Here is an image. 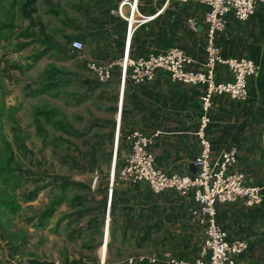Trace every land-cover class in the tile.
I'll return each instance as SVG.
<instances>
[{"label":"crops","instance_id":"0c3cea01","mask_svg":"<svg viewBox=\"0 0 264 264\" xmlns=\"http://www.w3.org/2000/svg\"><path fill=\"white\" fill-rule=\"evenodd\" d=\"M97 1L87 0L83 4L77 29L70 38L71 43L78 40L84 44L81 58H77L78 70L76 65H69L63 74L57 71L66 79L63 83L67 87L63 88L67 90L63 99L66 105L62 107L67 108L68 119L59 103L51 107L50 115L57 130V141L67 137L68 148L74 150L68 153L82 155L74 159L73 168L84 172L74 177L65 192L71 188V198L82 192L92 207L80 217L71 215L73 211L55 218L56 230L51 232V240L57 246L59 258L25 255L18 243L17 228L12 222L4 221L5 215L0 214V264H23L21 259L25 257L56 264H125L127 258L138 256L155 257L154 264H163L161 259L165 253L184 260L198 257L204 228L190 212L195 207L192 200L173 191L156 195L147 184L119 182L116 175L129 155L126 136L132 131L151 138L149 151L156 169L192 174L199 150L195 133L204 87L173 83L165 72L158 71L152 81L139 85L126 82L119 103L120 68H112L106 83H99L86 68L87 62L109 65L119 60L127 40L126 22L117 13L121 0ZM162 2L140 0V14H156ZM174 5H180V10L186 8L194 16L197 31L173 19ZM205 10L199 4L171 1L152 21L132 32L129 56L135 59L176 46L193 61L188 69L202 71L206 60V32L202 21ZM27 12L24 19L35 13ZM226 20L225 29L215 38L219 54L223 58H248L257 71L248 80L246 101H234L227 96L213 98L205 134L213 158L222 151L235 149V169L244 174L246 184L261 189L262 204L256 208L245 207L241 202L217 205L215 220L228 240L247 242L246 252L237 257L240 264H264V3L257 4L254 15L245 22L236 21L231 15ZM184 33L188 35L186 44ZM71 43L66 51L75 57ZM215 77L217 81L230 79L223 66H217ZM0 130L3 134L0 139H7L9 134L3 128ZM112 172L115 181L111 185ZM84 176L94 178L92 187L82 181ZM55 182L65 186L61 180ZM60 205V200L55 201L49 215V208L38 215L39 229L44 230V220L53 217ZM90 215L96 217L88 218ZM76 218L83 226L81 230L69 222ZM64 219L68 225L58 228ZM77 239L83 242V248L76 249L74 254L72 247ZM64 249L68 250L67 254L61 252Z\"/></svg>","mask_w":264,"mask_h":264},{"label":"rangeland","instance_id":"374dc122","mask_svg":"<svg viewBox=\"0 0 264 264\" xmlns=\"http://www.w3.org/2000/svg\"><path fill=\"white\" fill-rule=\"evenodd\" d=\"M86 1L0 0V27L3 28L0 56L4 60L0 68V129L9 134L4 139L9 151L0 154V214L5 215L4 221L12 222L17 228L18 243L25 255L59 258L57 246L51 240V232L56 230L55 218L73 211L71 215L80 217L92 207L82 192H77L75 198L70 197L71 188L65 192L74 177L84 172L73 168L74 159L82 155L68 153L73 149L68 148L67 137L57 141V130L50 116L51 107L59 103L68 119L67 108L62 107L66 103L63 101L67 93L63 90L67 89L63 85L66 79L57 71L63 74L69 65H76L78 70L79 60L66 50ZM179 8L180 5H174L173 19L187 25V20L194 16L186 8ZM29 10L35 13L24 19ZM187 36L183 34L185 44ZM42 89L47 90L42 92ZM37 111L48 114L39 115ZM3 149L0 139V153ZM56 180L63 181L65 186L56 184ZM58 200L62 205L53 217L44 220V230L39 229L38 215ZM77 219L69 222L81 230L83 226ZM65 221L58 228L66 225ZM57 236L60 238L62 234ZM82 243L77 239L72 247L74 254L76 249L83 248ZM61 252L67 254L68 250Z\"/></svg>","mask_w":264,"mask_h":264},{"label":"built area","instance_id":"2783aa9c","mask_svg":"<svg viewBox=\"0 0 264 264\" xmlns=\"http://www.w3.org/2000/svg\"><path fill=\"white\" fill-rule=\"evenodd\" d=\"M159 2L160 0H153ZM171 1L180 4L195 3L206 8L203 24L206 32V60L202 71H192L188 67L192 60L179 47L171 46L162 51L151 52L146 56L131 58L128 45L132 32L152 21L163 12ZM264 0H163L158 12L151 16L140 14V0H121L117 13L127 25V40L123 56L109 65L87 62L86 68L99 83H106L111 78L113 67L120 68L121 92L126 82L135 85L152 81L156 72H165L170 81L182 85L203 86L200 97L201 115L195 136L199 150L193 161L195 174L179 175L166 173L154 167V157L149 151L152 144L150 137L139 131H132L126 136L129 155L116 175V181L131 185L145 183L152 193L159 195L173 191L185 199H190L195 207L190 210L197 223L204 228V239L198 257L194 260L177 259L165 253L163 264H240L237 257L246 252L248 244L241 240H228L227 234L216 224V206L241 202L245 207L256 208L262 204L261 189L245 183L244 174L235 169L237 162L235 149L222 151L218 157L211 156V144L206 137V128L210 122L209 111L213 98L227 96L231 100L244 102L248 97V80L256 74L253 61L245 58H223L215 45L216 35L225 29L226 16L231 15L236 21L245 22L255 13L256 6ZM124 9L127 13L124 14ZM191 31H197L198 24L194 19L187 20ZM71 50L76 58H81L84 44L75 40ZM217 66L227 69L230 79L217 81ZM119 121H117V126ZM113 172L110 175L111 185L115 181ZM155 257H130L125 264H154Z\"/></svg>","mask_w":264,"mask_h":264},{"label":"water","instance_id":"95a60500","mask_svg":"<svg viewBox=\"0 0 264 264\" xmlns=\"http://www.w3.org/2000/svg\"><path fill=\"white\" fill-rule=\"evenodd\" d=\"M196 172V168L195 166L193 167V171L192 174H195ZM82 181L88 186V187H92L93 183H94V178L93 177H87L84 176L82 178ZM21 263L23 264H56L54 261H49V260H39L36 258H24L21 259Z\"/></svg>","mask_w":264,"mask_h":264},{"label":"trees","instance_id":"16d2710c","mask_svg":"<svg viewBox=\"0 0 264 264\" xmlns=\"http://www.w3.org/2000/svg\"><path fill=\"white\" fill-rule=\"evenodd\" d=\"M2 31H3V28L2 27H0V35H1V33H2ZM4 64V60H3V58L0 56V68L2 67V65ZM45 90H47V89H42V92H44ZM37 113L38 114H41L42 112H39V111H37ZM43 114H48V113H43ZM0 116H1V114H0ZM1 141H2V143H3V150H1V153L0 154H5V150H8L9 151V145H8V143L7 142H5L4 140H3V138L1 139ZM52 211V209H48V211H47V214L49 215V213Z\"/></svg>","mask_w":264,"mask_h":264}]
</instances>
